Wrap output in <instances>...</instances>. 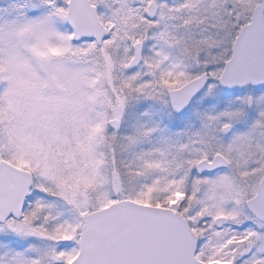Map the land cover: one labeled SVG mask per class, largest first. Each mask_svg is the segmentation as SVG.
Segmentation results:
<instances>
[{
    "label": "snow or ice",
    "instance_id": "snow-or-ice-1",
    "mask_svg": "<svg viewBox=\"0 0 264 264\" xmlns=\"http://www.w3.org/2000/svg\"><path fill=\"white\" fill-rule=\"evenodd\" d=\"M0 264H264V0H0Z\"/></svg>",
    "mask_w": 264,
    "mask_h": 264
}]
</instances>
